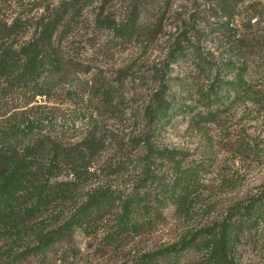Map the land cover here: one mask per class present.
Here are the masks:
<instances>
[{
	"label": "rangeland",
	"instance_id": "obj_1",
	"mask_svg": "<svg viewBox=\"0 0 264 264\" xmlns=\"http://www.w3.org/2000/svg\"><path fill=\"white\" fill-rule=\"evenodd\" d=\"M42 2L0 0V53L5 48L17 50L33 39ZM97 12L92 6L70 36L56 41L57 58L66 66L60 81L43 83L37 90L6 87L7 79L0 81V90L5 88L0 94V115H5L0 117V142L6 136L10 144L22 148L49 138L71 147L93 129L106 132L109 148L98 155L99 173L62 204L63 217L70 218L86 200L85 194L97 188L144 192L147 165L151 173L146 181L155 178L153 192L159 191L165 199L174 195L183 204L166 212L164 225L121 237L120 243L106 241L113 235L120 239L110 223L91 235H78L74 255L63 256L56 264H217L210 259L215 226L236 215L231 208L237 202L246 205L264 185V60L249 57L248 69L240 73L241 58L228 57L219 44L199 43L210 60H228L232 66H222L224 72L214 71L195 84L192 60L171 59L175 37L170 33L175 29L167 26L152 43L136 37L121 41L109 28L95 26ZM153 67L165 68L168 87L167 107L158 113L156 131L144 112L162 84L150 82L147 72ZM143 76L147 83L141 81ZM217 89L220 104L199 102L202 93L211 99ZM215 110L219 116L212 119ZM152 130L146 146L134 147ZM156 152L162 153L157 157ZM263 230L260 225L246 235L239 236L237 230L229 234V254L237 264H264ZM159 250H173L174 255L166 263L144 258ZM1 252L0 264L15 253L5 248Z\"/></svg>",
	"mask_w": 264,
	"mask_h": 264
},
{
	"label": "trees",
	"instance_id": "obj_2",
	"mask_svg": "<svg viewBox=\"0 0 264 264\" xmlns=\"http://www.w3.org/2000/svg\"><path fill=\"white\" fill-rule=\"evenodd\" d=\"M94 5L98 10L95 26L109 28L121 41L136 37L152 43L161 37L167 26L175 29L170 33L175 37L171 59L192 60L195 84L210 78L214 71L218 74L224 72L223 67L232 66L228 60L223 63L210 60L199 43L219 44L226 48L228 57L233 54L241 58L240 73L248 69L249 57L264 60V0H43L40 4L42 15L33 39L17 50L5 48L0 53V81L7 79L6 87L15 85L29 90H37L43 83L55 79L60 81L66 74V66L57 58L56 41L70 36L72 29ZM147 73L150 82L162 81L152 97L153 103L144 109L156 131L158 113L167 107L164 101L167 74L164 67H153ZM142 80L148 82L144 76ZM4 90L3 87L0 94L3 95ZM218 93L217 89L211 99L202 93L199 102L218 105L222 102L217 99ZM4 116V113L0 115ZM218 116L216 110L211 114L212 119ZM100 131L91 130L80 144L71 147L44 138L31 146L16 148L6 136L1 138L0 256L4 255L1 252L4 248L15 252L5 264H56L63 256L74 255L78 235L96 233L107 223L111 228L116 227L120 239L113 235L106 241L120 243L121 237L131 238L148 227L153 230L164 225L166 212L175 211L183 204L179 197L166 195L168 199H165L160 197L159 191L153 192L155 178L152 176L147 182V175L151 173V167L147 165L146 178L142 180L146 186L144 192L134 194L97 188L85 194L86 200L72 215L69 214L70 218L63 217L62 204L72 200L82 184L99 173L95 170L98 155L109 148L108 135ZM153 134L154 131H150L142 140L136 141L134 147L140 143L146 146ZM161 153L156 152V156ZM123 155L127 163L128 149ZM65 176L74 178L65 180L62 178ZM231 209L236 215L227 216L213 231L217 238L210 259L216 260L217 264H237L229 254L228 238L233 230L241 236L264 225V185L258 193L249 196L246 205L237 202ZM209 236L214 237L212 232ZM173 255V250H159L144 258L152 263H166Z\"/></svg>",
	"mask_w": 264,
	"mask_h": 264
}]
</instances>
